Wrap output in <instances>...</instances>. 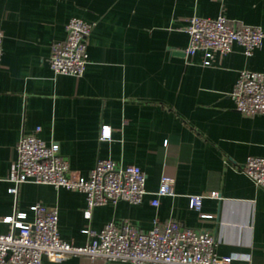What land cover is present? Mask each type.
<instances>
[{
  "label": "crops",
  "instance_id": "crops-1",
  "mask_svg": "<svg viewBox=\"0 0 264 264\" xmlns=\"http://www.w3.org/2000/svg\"><path fill=\"white\" fill-rule=\"evenodd\" d=\"M193 15L264 31V0H0L1 233L11 230L4 218L24 212L32 221L31 206L41 203L58 208L61 238L78 246L90 240L85 228L100 231L109 221L149 231L155 220H177L213 232L220 256L249 254L264 264V188L242 169L249 155L264 156V113L238 111L231 96L242 69L264 72V39L251 56L236 42L229 52L212 51L205 65L206 51H185ZM72 17L94 25L80 77L50 65ZM103 125L110 138H101ZM36 132L60 144L74 175L87 176L98 159L140 166L144 199L96 205L87 215L80 190L27 181L10 192L20 139ZM164 174L175 179L174 195L156 193ZM192 194L205 195L203 212L212 217L190 207ZM43 262L131 264L81 254Z\"/></svg>",
  "mask_w": 264,
  "mask_h": 264
},
{
  "label": "built area",
  "instance_id": "built-area-1",
  "mask_svg": "<svg viewBox=\"0 0 264 264\" xmlns=\"http://www.w3.org/2000/svg\"><path fill=\"white\" fill-rule=\"evenodd\" d=\"M93 27L92 23L79 17L68 21L66 38L53 44L50 55V65L56 74L78 77L84 74L89 63L88 48ZM185 29L190 36L186 54L206 51L205 65L211 64L212 51L229 52L236 42L244 47L246 55L251 56L262 46L264 39L261 27L235 23L224 15L215 18L193 15ZM3 38L0 29V57ZM231 96L238 111L247 115L264 113V72L242 69ZM37 132L24 134L20 139L18 170L10 192L16 193L20 184L27 181L80 190L86 195L87 215L96 205L120 200L141 203L144 199L147 176L140 166L121 165L110 158L98 159L87 176L74 175L70 172L69 159L60 152V144L56 141L47 143ZM111 134V128L103 125L101 138H110ZM242 169L264 188V156L249 155ZM174 185V177L164 174L157 195H174ZM211 195L217 197L219 193L212 192ZM204 198L203 194L189 195V205L201 217H212L203 212ZM152 203L158 205V197ZM31 210L35 215L32 221L27 220L24 212L3 219L11 230L0 232V264H45L44 256L55 260L74 254L131 264H235L236 260L239 264H255L249 254L235 252L220 256L213 232L186 227L177 220L163 224L155 220L149 231L130 221L120 225L109 221L100 231L85 228L83 231L90 240L86 245L78 246L61 238L57 207L37 203Z\"/></svg>",
  "mask_w": 264,
  "mask_h": 264
}]
</instances>
